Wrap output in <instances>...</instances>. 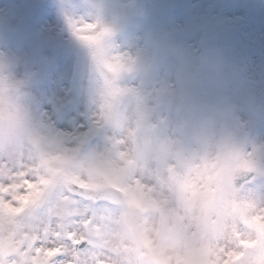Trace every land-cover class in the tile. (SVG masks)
I'll list each match as a JSON object with an SVG mask.
<instances>
[{
  "label": "clouds",
  "instance_id": "obj_1",
  "mask_svg": "<svg viewBox=\"0 0 264 264\" xmlns=\"http://www.w3.org/2000/svg\"><path fill=\"white\" fill-rule=\"evenodd\" d=\"M0 264H264V0H0Z\"/></svg>",
  "mask_w": 264,
  "mask_h": 264
}]
</instances>
